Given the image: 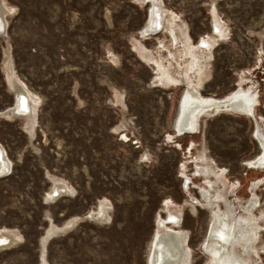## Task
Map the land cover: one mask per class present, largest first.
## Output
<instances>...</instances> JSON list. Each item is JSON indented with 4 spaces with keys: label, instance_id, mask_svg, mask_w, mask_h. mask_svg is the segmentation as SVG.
<instances>
[{
    "label": "rangeland",
    "instance_id": "1",
    "mask_svg": "<svg viewBox=\"0 0 264 264\" xmlns=\"http://www.w3.org/2000/svg\"><path fill=\"white\" fill-rule=\"evenodd\" d=\"M144 1L0 0V113L15 100L8 72L36 101L33 127L23 116L0 115L10 163L0 176V231L15 235L0 248V264H147L158 220L171 216L185 232L189 263L208 264L202 242L212 214L200 187L238 206L260 179L251 259L264 264V168L243 166L259 154L253 121L202 113L196 134L177 136L185 85L156 80L188 77L214 99L251 88L264 133V0H159L163 29L143 36ZM211 36V57L194 51L196 69L183 45ZM206 166L224 174L219 182L211 174L208 188L205 176L193 175ZM56 183L65 186L57 197ZM99 203L106 218L88 219Z\"/></svg>",
    "mask_w": 264,
    "mask_h": 264
},
{
    "label": "bare ground",
    "instance_id": "2",
    "mask_svg": "<svg viewBox=\"0 0 264 264\" xmlns=\"http://www.w3.org/2000/svg\"><path fill=\"white\" fill-rule=\"evenodd\" d=\"M149 1L152 9H157V7L159 8L158 11L154 10V12H152L150 25L152 23L160 24L163 29L164 15L162 14V8L159 4L160 1ZM3 8L5 9L4 4H0V34L4 32L5 25V21L3 19ZM146 27H150L148 26L147 22L144 24L142 29L145 30ZM213 27V36H215L218 33V27L216 23L213 24ZM142 29L141 31L143 32ZM213 36L209 38H201L195 46L190 44L188 41H186L187 45H183L185 52L184 54L188 55V57H190V60L196 63V65L194 63L195 68L199 66L197 63L200 64V60H198V56H196V53L194 51L204 52V57H211V51L213 49L214 42ZM151 65L157 70L160 69V65L155 60L151 62ZM189 68H193V66L191 65L189 66ZM7 78L9 86L14 93V97L17 99L16 102H18V106L15 108V116H7L5 115L6 112H2L0 113V115L3 114L2 116H6L8 118L23 116L27 120H30L32 122L31 127H33V118L35 116L34 111L36 106V101L33 98V95L27 91L24 84L20 82L13 73L8 72ZM162 78L156 77V80L167 85H178L181 83L185 85L183 94L180 98V102L177 106V116L174 122L173 129H178V123L182 121L184 116H188V129L191 128V130L183 133H178V131L176 133V131H174L177 136L185 134H196L198 132V120L202 116V113H209L210 115H212L219 112H230L231 114L254 118L256 121V126H254V133L260 146L259 154L252 160L245 161L243 163V166L248 169L264 168V133L260 129V121H258V119L254 116V108L257 103V95L255 91H253L251 88L245 89L240 86L221 99H214L212 97H202L197 89L200 82L194 83L193 80L189 79L188 77L187 79H172L165 77ZM229 101H232L236 107L234 106L233 109H227L224 104ZM9 168L10 163L8 162L5 153L0 146V176L5 175L6 172H8ZM209 169L207 166L200 169L199 167H197V169L195 167V172L193 173V175L195 176H197L198 174H202L203 176H205L204 184L205 186H207V188L211 185V174H214V178L216 177L217 181L219 180L218 178L223 174L222 173L220 175H217V172L214 173L213 169L212 171ZM261 182L262 180L260 179L257 182H253L251 184V197L248 199V201L245 202L237 199L236 203L238 206H234L233 203H231V200L227 201L225 198H221L223 197L221 192H215L214 195H210L208 190L200 187V194L204 198L205 205L209 207L212 214V221L208 228L207 237L202 242V250L209 257L208 264H254L251 259V254L255 242L258 240V233L260 232L257 218L254 216L253 212L259 204L257 202V197L254 194V191L255 189H257ZM64 187L65 186L63 184L56 183L50 192H53L52 195L56 196L55 194H58V192L63 190ZM221 200L224 201V207H221L218 204V202ZM238 207L241 209V213H237L236 209ZM88 214V219H90V216L91 218H96L98 220H103L106 218V213L104 211V206L102 203H99V205L96 207V210H92ZM162 220L163 219H159L156 225V233L154 236L155 238L153 237L154 241L152 243L147 264H190V249L186 244L185 232L178 231L174 228L179 224L178 218L171 216L170 218L166 219V222ZM75 221V219L71 220L69 223L60 228L53 227L50 232H48V235L45 238L48 239L55 232H63L67 229V227H71V225ZM171 222H173V225L169 226L168 224H171ZM14 239V233L11 234L6 229L0 231V246L2 248L6 246L5 244L13 243ZM44 242L45 240H43V243ZM236 247L239 248V252L237 251L238 254H234Z\"/></svg>",
    "mask_w": 264,
    "mask_h": 264
},
{
    "label": "water",
    "instance_id": "3",
    "mask_svg": "<svg viewBox=\"0 0 264 264\" xmlns=\"http://www.w3.org/2000/svg\"><path fill=\"white\" fill-rule=\"evenodd\" d=\"M145 3H149L150 4V1L149 0H145L144 1ZM160 4V6H161V3H159ZM151 5V4H150ZM152 6H150V8H149V10H148V18H147V24H148V26H150V27H146V29L145 30H143V32H141V34L144 36V35H151V34H156V33H158L159 31H161L162 30V27H161V25L160 24H156V23H152L151 25H150V23H151V19H152V17H151V15H152V12H154V10L155 11H158L159 10V8L157 7V9H155V8H151ZM4 29H5V25H4ZM16 98H15V100H14V104L12 105V107H10L9 109H6V110H4L3 112L5 113L6 112V114L5 115H12V116H15V108L18 106V102H16ZM224 106H226L227 107V109L228 108H230V109H233L234 108V103L232 102V101H229V102H227L226 104H224ZM236 107V106H235ZM237 114H239V113H237ZM240 114H242V113H240ZM3 115V114H2ZM185 118H186V120H185ZM251 120L253 121V123H254V126H256V121H255V119L254 118H251ZM188 123H189V119H188V116H184V118L182 119V121L180 122V123H178V129L177 128H174L173 130L174 131H176V133H177V131H178V133H183V132H187V131H189V130H191V128H189L188 129ZM253 137H254V140L257 142V144H258V148H260V146H259V143H258V141H257V138H256V135H255V133L253 134ZM7 173V172H6ZM89 216V215H88ZM47 242V240L44 242V244H43V242H42V244H43V246H45V243ZM11 243H8V244H5L6 246H4L3 248H5V247H8L9 245H10ZM0 248H2L1 246H0Z\"/></svg>",
    "mask_w": 264,
    "mask_h": 264
}]
</instances>
